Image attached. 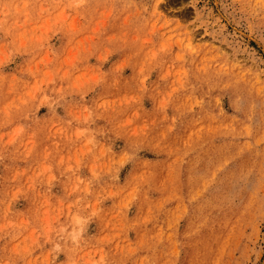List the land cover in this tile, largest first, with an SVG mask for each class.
<instances>
[{
	"label": "rangeland",
	"instance_id": "374dc122",
	"mask_svg": "<svg viewBox=\"0 0 264 264\" xmlns=\"http://www.w3.org/2000/svg\"><path fill=\"white\" fill-rule=\"evenodd\" d=\"M0 264H264V0H0Z\"/></svg>",
	"mask_w": 264,
	"mask_h": 264
}]
</instances>
